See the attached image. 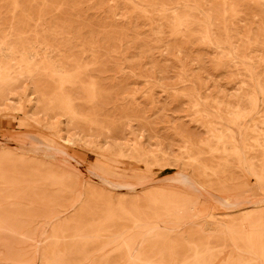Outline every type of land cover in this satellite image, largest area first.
<instances>
[{
	"label": "rangeland",
	"instance_id": "obj_1",
	"mask_svg": "<svg viewBox=\"0 0 264 264\" xmlns=\"http://www.w3.org/2000/svg\"><path fill=\"white\" fill-rule=\"evenodd\" d=\"M0 264H264V0H0Z\"/></svg>",
	"mask_w": 264,
	"mask_h": 264
}]
</instances>
